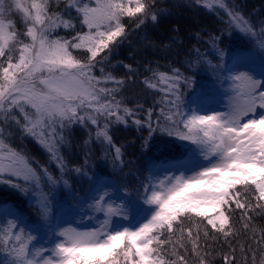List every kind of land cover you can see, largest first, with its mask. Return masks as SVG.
Here are the masks:
<instances>
[{"label":"snow or ice","instance_id":"snow-or-ice-1","mask_svg":"<svg viewBox=\"0 0 264 264\" xmlns=\"http://www.w3.org/2000/svg\"><path fill=\"white\" fill-rule=\"evenodd\" d=\"M192 2L224 24L205 51L193 45L184 60L215 77L211 91L227 84L222 111L205 109L198 82L171 63L169 71L144 66L149 75L140 83L159 95L151 106H129L123 92L138 69L118 61L126 74L117 76L110 57L128 39L125 17L139 29L169 12L158 0H0V186L35 209L26 218L0 202V264H215L218 241L222 264H264V227L254 224L264 216V16L245 13L237 0ZM233 34L244 45L221 48ZM75 126L87 131L79 153L72 152ZM121 126L147 132L138 137L141 154L159 136L185 142L186 155L144 176L127 158L133 142L113 138ZM16 132L36 141L55 174L12 146ZM94 145L102 152L95 165ZM77 156L82 162L73 163ZM85 212L96 226H62Z\"/></svg>","mask_w":264,"mask_h":264},{"label":"trees","instance_id":"trees-1","mask_svg":"<svg viewBox=\"0 0 264 264\" xmlns=\"http://www.w3.org/2000/svg\"><path fill=\"white\" fill-rule=\"evenodd\" d=\"M237 3L244 6L245 13L257 9L259 16H264V0H237ZM158 6L167 8L169 12L162 15L157 23L148 20L141 28L135 29L134 21H131L127 17L124 18V23L129 29L128 39L119 45L110 57V65L115 66L110 68V70L117 76H124L126 74V70L121 65L117 64L118 61L132 64L134 68L138 69V73L134 77L136 83L123 92V94L128 97L129 106L135 104L137 101L145 103V107L151 106L153 100L159 95V93L145 90L144 85L140 83L144 76L149 75V73L145 71V65L155 67L159 64L161 71H169V63H171L172 67H179L186 75L195 78L198 83L193 85V88H196L201 93L200 96L223 97L222 93L224 92L226 84L222 88L217 84L219 91L213 92L209 89L208 84L210 79H215L214 76H211L208 71L188 69L187 65L184 64L187 50L193 45L199 47L202 52L209 47L207 43L209 35L224 27L222 20L215 15L209 14L203 8L194 6L192 0H158ZM258 18V16L253 17L254 20ZM226 19L227 18L224 17V20ZM174 27H177L179 31L174 32ZM17 28L18 30H22L23 24L21 22L17 23ZM197 32L200 33L199 37L195 35ZM64 35L71 36L75 35V33L65 32ZM137 37L140 39L138 42L135 41ZM173 37L177 38L176 42L173 41ZM166 43L171 44V47L164 49L163 45ZM244 43L245 41L240 36L233 34L230 37L224 38L219 46L226 50H236L241 48ZM153 45H155V47ZM130 53L131 55H129ZM208 59H210L213 64H216L219 58L210 54ZM259 60V56L254 57L255 62L258 63ZM230 62L231 61L228 60L226 55L225 63L229 64ZM192 91L193 89L189 88L184 93L186 101L193 98V96L190 95ZM115 136L120 143L133 142L128 145V156L137 159V166L141 168L144 176L148 175V169L153 165L157 167L162 164L166 165L174 160L184 159L186 155L185 142L174 138L164 137L163 140L166 142H161V137L157 136L152 141L154 146L151 150L141 154L139 151L141 139L138 137L147 136L146 131L139 135L131 129H118L115 132ZM36 148V145H33L31 149L25 148L24 153L30 156L32 150ZM101 155H99V157ZM129 157L127 158L129 159ZM108 171H111L110 166ZM27 201L28 200L19 192L9 190L5 186H0V202L11 203L17 208L23 209V205ZM29 217L34 219L35 214H27L26 218ZM65 219L76 221L77 228L79 229H85L90 226V221L85 220L80 215H68ZM254 224L257 228L264 227V216H256ZM237 227H239V223H237ZM243 239L244 237L241 236V241H243ZM213 247L216 249V253L213 254L215 256V264H222L218 254L222 247V243L218 241ZM223 247L224 250L227 251V246L223 245ZM240 259L241 254L239 250H237V260Z\"/></svg>","mask_w":264,"mask_h":264},{"label":"rangeland","instance_id":"rangeland-1","mask_svg":"<svg viewBox=\"0 0 264 264\" xmlns=\"http://www.w3.org/2000/svg\"><path fill=\"white\" fill-rule=\"evenodd\" d=\"M14 19L16 20V23L21 22V16L20 15L14 17ZM64 34H65L64 31H60L59 32V35L64 36ZM139 40L140 39L138 37L135 38V41L136 42H138ZM253 60H254V57H253ZM259 63H260V60L258 61V63L255 62V67L257 68V71L260 70V64ZM97 74H98V71H97ZM226 88H227V85H225L224 91H225ZM225 100H226V98L224 96L222 98H213V97H205V96H200L199 97V102L201 103V105L205 109H208V110H217V111L225 110ZM258 113H259V110H258ZM118 129H131V130H133L134 132H136L137 134L140 135V133L137 132L134 127L124 128L123 126H121V127H119V128H117V129L114 130V137L113 138H114V140L118 144L120 142L116 139V136H115V132ZM86 135H87V131L85 129H83V128L79 127V126L73 127V129H72V136H71V139H72V152L73 153H79V147L78 146L81 144L82 140L86 137ZM11 144H12V146L14 148H16L17 150H23V152H24V149L25 148L31 149V147L33 145H36L37 148L32 150L31 155L29 157L33 158L35 161H39L40 164H44L45 166L49 167L54 174L56 173V167H55V165L48 163L47 154L36 143V141L34 139H32L31 137H22L18 132H16L13 135L12 139H11ZM93 149H94V153H93V157H92L91 163L93 165H95L96 162H97V160H98V158H99V155H101L102 152L95 145L93 146ZM64 151H65V154H67V149H64ZM129 159H131V157H129ZM80 162H82V161L79 159V156H77L76 158L73 159V163H80ZM33 166L34 167L36 166L35 163L33 164ZM125 171H127V169H125ZM84 187L86 188L87 185L85 184ZM60 196L62 197L63 196V193H61ZM9 205H13V204L10 203ZM13 206H15V205H13ZM17 209H19V208H17ZM19 210L25 214V217L27 216V214H35V209L29 207V202L28 201L24 203L23 209H19ZM88 215H84L83 218L85 220L90 221L91 222V225L88 226V227H86L85 229H81V230H86L88 228H91L93 226H96V221L95 220H89L88 219ZM66 221H67V223L64 224V225H62V226H65L66 227L68 225H71L72 227L77 228L76 221H74V220H66Z\"/></svg>","mask_w":264,"mask_h":264}]
</instances>
